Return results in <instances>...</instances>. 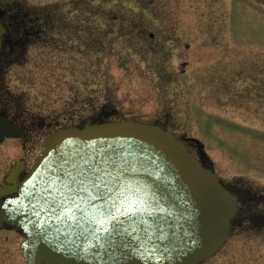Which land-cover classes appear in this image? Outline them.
<instances>
[{"label":"rangeland","instance_id":"1","mask_svg":"<svg viewBox=\"0 0 264 264\" xmlns=\"http://www.w3.org/2000/svg\"><path fill=\"white\" fill-rule=\"evenodd\" d=\"M15 3L51 21L38 43L0 54L2 91L38 121L79 122L108 108L114 119L168 125L202 141L225 184L264 194V115L254 111L264 90V0H0V8ZM0 17L9 21L7 11ZM53 128L0 143V175L23 157L31 168ZM251 216H237L225 247L202 264H264V226ZM24 238L1 230L0 261L19 258Z\"/></svg>","mask_w":264,"mask_h":264},{"label":"water","instance_id":"2","mask_svg":"<svg viewBox=\"0 0 264 264\" xmlns=\"http://www.w3.org/2000/svg\"><path fill=\"white\" fill-rule=\"evenodd\" d=\"M102 117L47 136L0 209V226L25 229L27 262L200 264L219 252L239 204L206 153L160 125ZM19 134L0 117V142Z\"/></svg>","mask_w":264,"mask_h":264},{"label":"flooded vegetation","instance_id":"3","mask_svg":"<svg viewBox=\"0 0 264 264\" xmlns=\"http://www.w3.org/2000/svg\"><path fill=\"white\" fill-rule=\"evenodd\" d=\"M41 19V20H40ZM51 21H49L47 18L43 17L41 18L39 17H34L32 19V23H31V31L29 32V34L31 36L28 37L29 40H32L33 43L35 41H37L38 39H40L41 36L44 35L46 27L50 28L51 26H46L47 23H50ZM45 23V25H44ZM264 82V80H262ZM263 87V86H261ZM257 95V105L254 109V111L261 113L264 115V90L261 91H256ZM113 109H102L99 113H97L96 115H93L92 117L89 118H96L99 115H102L104 118H106L107 114L111 113ZM0 116H6L12 123H14L16 126H18L22 133L20 136V139L25 138L29 141H33L35 137H37L39 130L44 131L45 128H49L53 130H50L47 132V134L52 133L55 129L61 127V126H65L67 125L66 122L64 123H56L53 122V126L51 123L46 122L44 118H41V120L38 121V117L36 115H33V113L31 112H27L26 108L23 107L20 104H16V105H12L10 102H6L4 100V98L1 96L0 97ZM108 119V118H106ZM77 124H80L82 122V120H80L79 122L74 121ZM73 122V123H74ZM72 123V122H69ZM49 126V127H48ZM188 145L190 146V143L192 145L196 146V149H199L198 144L190 139L187 140ZM191 148V147H190ZM195 149V151H196ZM17 165L19 167V171L17 172V177L15 178V180L13 181H7L8 176L10 175V171L11 168L13 166ZM29 161H27L26 158H22L19 161H17L16 163H14L9 171H2L1 175H0V187H12L14 188L15 185L20 184V182L26 177V175L28 174L29 171ZM14 181H16V183H14ZM244 184V183H243ZM226 186L232 190L234 192V194L237 196L238 200H239V210L238 213L236 215L239 216L240 214L245 216V215H252L250 218L254 219L257 218V223L260 226H264V194L256 191H253L251 189V187L247 188L245 185H235L236 188H232L230 186H228L226 184ZM252 190V191H250ZM18 194V192H13L11 195H7V196H2L0 197V207L3 204V202L7 199H9L10 197L16 196ZM235 217V218H236ZM234 218V220H235ZM245 219V218H244ZM234 225V222H233ZM1 230H8V231H12V232H20L24 234V230L21 227L12 225V224H4L0 227V231ZM22 242V241H21ZM19 249L20 253V244L19 247L17 248ZM16 249V251H17ZM15 251V253H17ZM16 255V254H15ZM7 260H8V256H6ZM10 260H8V262L4 261H0V264H28V262L26 261V259L24 258V256L21 253V256L18 258L12 256V258L9 257ZM22 259V261L19 262V260Z\"/></svg>","mask_w":264,"mask_h":264},{"label":"trees","instance_id":"4","mask_svg":"<svg viewBox=\"0 0 264 264\" xmlns=\"http://www.w3.org/2000/svg\"><path fill=\"white\" fill-rule=\"evenodd\" d=\"M10 5L4 6L5 8L3 6L2 8H0L4 13L5 11H7L9 14V21H7L9 24V38H8V43H6L5 48L3 50L4 52H7L9 55L16 52L21 43L24 44L26 42L24 44V49H26L25 47L27 45L33 43L32 40L28 39V37L31 36L29 34L31 28L27 29L28 27L26 28V26L28 25L30 26L32 23V19L34 18V15L32 16L28 14L26 15L25 10L22 8L23 4L19 5L15 3V5L13 4ZM11 33H13L15 37H12ZM41 37L43 38V36ZM1 58L3 59L4 56ZM2 63L4 64V59L2 60ZM1 77L2 75H0V79ZM2 87L3 86H0V97L2 96L6 102H10L12 105H16L17 103L22 105L20 101L14 99V97L10 95V93L6 90L5 86L3 89L4 91H2Z\"/></svg>","mask_w":264,"mask_h":264}]
</instances>
